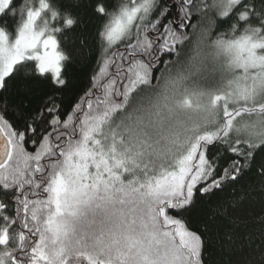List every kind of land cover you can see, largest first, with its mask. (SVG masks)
I'll use <instances>...</instances> for the list:
<instances>
[{
    "label": "snow or ice",
    "instance_id": "obj_1",
    "mask_svg": "<svg viewBox=\"0 0 264 264\" xmlns=\"http://www.w3.org/2000/svg\"><path fill=\"white\" fill-rule=\"evenodd\" d=\"M245 202L264 226V0H0V264H212Z\"/></svg>",
    "mask_w": 264,
    "mask_h": 264
},
{
    "label": "trees",
    "instance_id": "obj_2",
    "mask_svg": "<svg viewBox=\"0 0 264 264\" xmlns=\"http://www.w3.org/2000/svg\"><path fill=\"white\" fill-rule=\"evenodd\" d=\"M195 23V20H193ZM89 33L95 31L92 22L88 24ZM189 50H186L187 57ZM184 58V57H183ZM93 65H80L72 64L69 67V74L72 77L76 87L75 94L82 95L83 92L90 86V76L93 70ZM228 193H221L213 197L210 201L201 202L200 211L193 214V224L198 226L200 221L205 218V213L215 205L218 201L227 200ZM261 212L259 202H245L244 205L238 210L237 215L240 217L241 222L238 226L229 231L223 227H215L212 234L211 246L206 251V258H210L212 264H224L227 259V254L222 252L221 245L227 244L229 241L227 237L230 235L232 239L238 242H245V237L254 239L255 246H261L260 233L264 231V226L256 222V217ZM219 242V243H218ZM251 248L237 249L232 255L233 264H242V261L252 255Z\"/></svg>",
    "mask_w": 264,
    "mask_h": 264
},
{
    "label": "rangeland",
    "instance_id": "obj_3",
    "mask_svg": "<svg viewBox=\"0 0 264 264\" xmlns=\"http://www.w3.org/2000/svg\"><path fill=\"white\" fill-rule=\"evenodd\" d=\"M192 55V52L189 50L188 56ZM187 57H184L183 59H186ZM195 79L199 80L201 85L204 87H213L214 81L212 77L209 75V72L207 70L202 71L199 75L194 77Z\"/></svg>",
    "mask_w": 264,
    "mask_h": 264
}]
</instances>
